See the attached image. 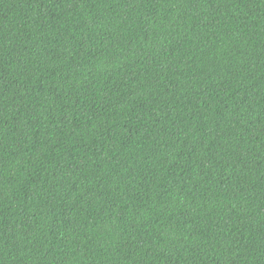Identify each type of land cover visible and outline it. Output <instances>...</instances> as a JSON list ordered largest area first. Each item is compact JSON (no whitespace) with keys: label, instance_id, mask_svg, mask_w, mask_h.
I'll list each match as a JSON object with an SVG mask.
<instances>
[{"label":"trees","instance_id":"obj_1","mask_svg":"<svg viewBox=\"0 0 264 264\" xmlns=\"http://www.w3.org/2000/svg\"><path fill=\"white\" fill-rule=\"evenodd\" d=\"M0 264H264V0H0Z\"/></svg>","mask_w":264,"mask_h":264}]
</instances>
